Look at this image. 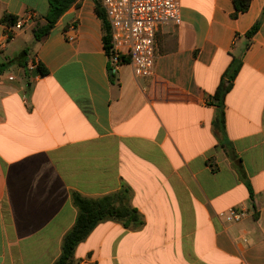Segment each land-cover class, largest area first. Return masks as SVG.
Returning a JSON list of instances; mask_svg holds the SVG:
<instances>
[{
    "label": "crops",
    "instance_id": "0c3cea01",
    "mask_svg": "<svg viewBox=\"0 0 264 264\" xmlns=\"http://www.w3.org/2000/svg\"><path fill=\"white\" fill-rule=\"evenodd\" d=\"M94 8L77 0L41 41L32 26L6 41L5 16L41 19L48 0H0V264H53L72 194L124 189L142 226L101 222L78 264H264V0L237 15L232 0H180L144 79L109 64ZM237 57L219 130L213 95ZM229 208L247 215L225 222Z\"/></svg>",
    "mask_w": 264,
    "mask_h": 264
},
{
    "label": "trees",
    "instance_id": "16d2710c",
    "mask_svg": "<svg viewBox=\"0 0 264 264\" xmlns=\"http://www.w3.org/2000/svg\"><path fill=\"white\" fill-rule=\"evenodd\" d=\"M77 0H48V11L43 18H36L32 26V35L36 42L41 41L48 36L54 28L60 17L76 3ZM236 15L244 13L248 10L251 0H232ZM95 14L102 22L103 30V46L107 54L109 49V27L105 18V14L100 6L99 0H94ZM16 17L5 16L2 23L11 26L16 22ZM261 19L256 21L254 25L244 34L246 39H251L259 30ZM22 54H26L23 51ZM241 57L232 58L228 68L223 73L220 83L213 95L214 103L220 108L215 125L219 130L224 129V99L226 94L232 88L234 79L241 67ZM4 65L0 66V74L3 72ZM37 72L44 77L48 74L47 70L40 64L37 65ZM237 171L240 179H244V175L240 165H237ZM128 190L124 189L114 195H107L100 198H89L80 194H72V203L76 208L77 215L71 229L63 236L59 257L53 264H78L74 258L76 247L83 242L94 228L104 221H114L121 223L125 227L139 228L143 224V220L138 212L131 208L128 203Z\"/></svg>",
    "mask_w": 264,
    "mask_h": 264
},
{
    "label": "built area",
    "instance_id": "2783aa9c",
    "mask_svg": "<svg viewBox=\"0 0 264 264\" xmlns=\"http://www.w3.org/2000/svg\"><path fill=\"white\" fill-rule=\"evenodd\" d=\"M109 27L107 58L113 68L123 64L131 67L135 78L154 74L155 38L164 24L180 25V0H99ZM37 15L27 12L11 26H5V40L33 26ZM72 40V37L68 38ZM33 67V65H32ZM247 212L229 208L221 217L225 222L241 221Z\"/></svg>",
    "mask_w": 264,
    "mask_h": 264
},
{
    "label": "rangeland",
    "instance_id": "374dc122",
    "mask_svg": "<svg viewBox=\"0 0 264 264\" xmlns=\"http://www.w3.org/2000/svg\"><path fill=\"white\" fill-rule=\"evenodd\" d=\"M31 35L29 34L28 37H30ZM31 38V37H30ZM26 42V41H25ZM28 43V42H27Z\"/></svg>",
    "mask_w": 264,
    "mask_h": 264
}]
</instances>
